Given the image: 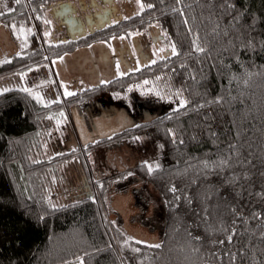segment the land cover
Returning <instances> with one entry per match:
<instances>
[{
    "label": "trees",
    "instance_id": "obj_1",
    "mask_svg": "<svg viewBox=\"0 0 264 264\" xmlns=\"http://www.w3.org/2000/svg\"><path fill=\"white\" fill-rule=\"evenodd\" d=\"M0 25L43 20L58 0H12ZM122 24L58 47L39 43L0 65V80L159 24L174 45L167 60L120 77L112 89L170 75L186 104L148 129L161 142L150 179L165 202L161 242L144 247L109 220L103 202L63 206L58 167L38 137L47 111L20 90L0 92V264H264V0H142ZM49 57V58H47ZM144 263V262H143Z\"/></svg>",
    "mask_w": 264,
    "mask_h": 264
},
{
    "label": "flooded vegetation",
    "instance_id": "obj_2",
    "mask_svg": "<svg viewBox=\"0 0 264 264\" xmlns=\"http://www.w3.org/2000/svg\"><path fill=\"white\" fill-rule=\"evenodd\" d=\"M60 1L66 0H58L52 4ZM102 1L70 0L68 10L73 11V14L55 15V17L49 12L52 4L43 6L45 11L43 17L45 15L50 16L52 30L50 31V25L45 24L43 20L41 24L40 21L37 22V26L33 27L30 44L25 48L16 41L18 51L14 55H12L13 51L10 50L11 44L1 35L0 65L15 59V57H23L29 49L37 47L39 43L55 47L81 43L83 40L104 32L107 28L122 24L141 11L137 9L133 0H113L110 11L115 17L121 18V21L116 22L115 19H112L111 25L106 29L95 34H88L81 39H75L76 35L68 30L67 21L73 20L87 24V16L101 15L104 9L108 7ZM155 27L161 29L159 24H151L142 31L131 32L125 36L129 40L138 34L146 36L154 55L153 65L158 60H167L172 53L171 50L162 49L165 36L157 32ZM88 45H79L78 48ZM138 47L140 48L139 45ZM61 57L62 55L55 54L49 61L36 65L27 71L14 74L10 78L0 80V92L17 89L30 93L36 98L38 104L47 111L46 116L49 113H64L69 121L64 146L60 145L51 155L54 161L66 159V164L58 167L56 173L54 197L57 198V204L67 206L82 203L88 199L98 200L102 203V196H104L106 206H103V209H105V213L111 222L132 241L144 247L158 245L163 237L164 228L162 225L163 213L165 215V202L150 176L159 162L158 153L161 142L148 129H143L168 111L158 115L155 112H160L159 110L154 111L145 105L140 106L138 102V108L135 109V102L132 111L136 115L126 107L137 119L133 128L115 133L105 139L94 138L89 144L83 145L82 138L74 125L75 118L84 122L92 131L95 119L99 116L125 107V105L118 104L111 98L114 94L122 93V91L112 89L117 80L108 85L90 89L83 82L75 80L68 84L62 83L57 78L54 66V61ZM3 60L5 61L2 63ZM33 74L36 76L35 80L32 78ZM120 77L124 76L121 75ZM40 82L41 84L38 85ZM67 93L72 94L68 95ZM145 110L151 111V115H147ZM151 116H153L152 120L147 121ZM135 136H140L142 139L135 140ZM125 224L128 227L146 228L149 233L157 232L160 237L159 243L152 244L132 238L127 233Z\"/></svg>",
    "mask_w": 264,
    "mask_h": 264
},
{
    "label": "water",
    "instance_id": "obj_3",
    "mask_svg": "<svg viewBox=\"0 0 264 264\" xmlns=\"http://www.w3.org/2000/svg\"><path fill=\"white\" fill-rule=\"evenodd\" d=\"M112 1L103 0V4H106L108 7L104 9L101 15L87 16V24L73 20L67 21L68 30H71L76 35L75 39H81L88 34H95L98 31L106 29L111 25L112 19L121 21V18L115 17L112 11H110L112 10ZM69 3L70 0H66L52 4L49 10L50 14L53 17L55 15H72L73 11L68 10ZM155 30L160 33L156 27ZM1 35L11 44L10 50L13 51L12 55H14L18 51L17 42L13 39L10 30L4 25H0ZM140 41L142 45L139 43ZM153 63L154 55L146 36L138 34L132 36L130 40L125 36H117L110 43L95 42L91 45L77 48L72 53L56 59L54 66L57 78L62 83L68 84L75 80L83 82L90 89L113 83L121 75L127 76L130 73L150 67ZM118 70H120L121 74H119ZM145 113L151 115V111L149 110H145ZM152 117H149L147 121H151ZM136 123V117L126 107H121L114 112L99 116L95 119L92 131L80 119L75 118L74 120V125L82 138L83 145L89 144L94 138L105 139L115 133L133 128ZM125 229L136 240L152 244H157L160 241L157 232L149 233L146 228L128 227L125 224Z\"/></svg>",
    "mask_w": 264,
    "mask_h": 264
},
{
    "label": "rangeland",
    "instance_id": "obj_4",
    "mask_svg": "<svg viewBox=\"0 0 264 264\" xmlns=\"http://www.w3.org/2000/svg\"><path fill=\"white\" fill-rule=\"evenodd\" d=\"M133 1L135 2L139 11L143 9L142 0ZM15 4L16 2L12 0H0V13H2L0 14V17L12 13L14 11ZM43 22L50 25L51 31L52 20L50 16L45 15V17H43ZM2 25L6 26L10 30L13 39L20 42V45L26 48L30 44V39L33 32V23L31 21L26 24L17 23L11 25ZM160 28L161 29L157 28L160 31V34L165 36V41L161 46L162 49L173 51L174 45L170 39V36L161 26ZM4 61L5 60L1 62L3 63ZM32 78L35 80L36 76L33 74ZM40 84L41 82L38 85ZM111 98L118 102V104L121 103L122 105H125V107H127L131 113H133L132 110L134 109L135 102V109L138 108V102L140 106L145 105L148 108L150 107L151 109H154V111L159 110L160 112H155L158 115H162L167 111L178 109L186 104V97L183 90L172 82L170 75L167 73L160 74L154 78H148L143 81L136 82L130 85L124 92L116 93ZM68 128L69 121L64 113H49L46 117H44L43 129L41 130L38 139L42 143L43 150H45L43 155L46 159L50 158L53 154V151L56 150L60 145L64 146ZM134 139L139 140L142 138L140 136H135ZM162 226L164 228V220ZM128 255L131 261L135 262V264H145V262H151L152 259V255L150 253H144L141 248H137L136 251L129 249Z\"/></svg>",
    "mask_w": 264,
    "mask_h": 264
},
{
    "label": "snow or ice",
    "instance_id": "obj_5",
    "mask_svg": "<svg viewBox=\"0 0 264 264\" xmlns=\"http://www.w3.org/2000/svg\"><path fill=\"white\" fill-rule=\"evenodd\" d=\"M17 2H18V0H17ZM0 14H2V13H0ZM173 51H174V49H173ZM68 95H71L72 93H67ZM149 168L151 169V166H149Z\"/></svg>",
    "mask_w": 264,
    "mask_h": 264
},
{
    "label": "bare ground",
    "instance_id": "obj_6",
    "mask_svg": "<svg viewBox=\"0 0 264 264\" xmlns=\"http://www.w3.org/2000/svg\"><path fill=\"white\" fill-rule=\"evenodd\" d=\"M117 22V21H116ZM155 29V28H154ZM117 37V36H116ZM125 77V76H124ZM150 123V122H149Z\"/></svg>",
    "mask_w": 264,
    "mask_h": 264
}]
</instances>
